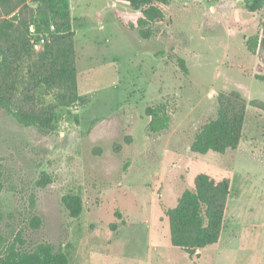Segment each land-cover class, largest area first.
<instances>
[{"label": "rangeland", "instance_id": "rangeland-1", "mask_svg": "<svg viewBox=\"0 0 264 264\" xmlns=\"http://www.w3.org/2000/svg\"><path fill=\"white\" fill-rule=\"evenodd\" d=\"M189 3L171 6L173 26L155 43L117 22L134 13L127 4L72 0L78 103L58 108L50 133L0 112V254L49 244L70 264H264V112L248 105L238 149L191 151L217 116L219 92L264 102V64L239 44L217 0ZM161 103L168 128L152 133L146 110ZM203 173L230 179L231 194L220 242L190 258L172 246L166 211ZM69 195L82 199L78 218L62 203Z\"/></svg>", "mask_w": 264, "mask_h": 264}, {"label": "trees", "instance_id": "trees-1", "mask_svg": "<svg viewBox=\"0 0 264 264\" xmlns=\"http://www.w3.org/2000/svg\"><path fill=\"white\" fill-rule=\"evenodd\" d=\"M127 4L132 15L116 14L117 22L128 30L137 31L140 38L152 39L157 25L166 22L164 8L172 0H110ZM251 13H264V0H243ZM75 17L71 0H0V112L12 116L24 127H34L44 133L55 130L58 108H72L79 99L76 59ZM259 34L246 40L247 50L264 64V14ZM47 38L44 47L35 52L30 29ZM185 75L187 62L169 54ZM259 70L262 67L259 65ZM262 78V77H260ZM52 97L55 103L48 102ZM217 116L196 134L191 145L194 154L209 152L225 154L238 149L245 124L248 105L264 112V102L248 100L238 91H221L217 97ZM168 105L149 107V130H167ZM130 143V140H127ZM120 148V145H118ZM42 184V183H41ZM3 180L0 173V192ZM231 194L228 178L216 180L199 174L194 187L179 198L175 207L166 211L172 246L183 250L190 258L220 242ZM62 203L72 218L83 210L80 196L69 195ZM39 225L40 219H33ZM112 231L116 225H111ZM0 264H70L69 255L41 244L25 250L13 243L0 254Z\"/></svg>", "mask_w": 264, "mask_h": 264}, {"label": "crops", "instance_id": "crops-1", "mask_svg": "<svg viewBox=\"0 0 264 264\" xmlns=\"http://www.w3.org/2000/svg\"><path fill=\"white\" fill-rule=\"evenodd\" d=\"M190 1L192 2L193 0H172L170 4L164 8L166 22L163 24L157 25L156 34L149 41L150 42L154 41L155 43L157 42L162 43L163 41L162 39L166 37V32H167L166 30L167 29L170 30L174 23L172 19V17L174 16V13H171L170 11L171 6L176 4L179 6L177 7V9L187 8L190 4L189 3ZM198 1H201V0H198ZM217 1L219 4V6H217V10L225 9L227 11L223 19L224 22L225 23L227 22L226 25L233 27V29L235 28L239 30V34H238L239 44L243 47L245 52H247L250 56L254 58L255 55L251 54L246 48V40L247 38L255 36L260 33L261 24L258 25L261 19L260 13L249 12L246 9L243 0H223L222 2H219V0ZM71 3H72V0H71ZM226 5H227V8H226ZM167 23H171V24L166 26ZM258 26L260 28L259 33H258ZM249 31H251V33H248ZM233 45H234V42L232 40L230 46L224 47V50H223L224 59H226L227 57H232L233 52H234Z\"/></svg>", "mask_w": 264, "mask_h": 264}, {"label": "built area", "instance_id": "built-area-1", "mask_svg": "<svg viewBox=\"0 0 264 264\" xmlns=\"http://www.w3.org/2000/svg\"><path fill=\"white\" fill-rule=\"evenodd\" d=\"M30 33L32 47L35 52H39L46 44L47 38L38 34L33 27L30 29Z\"/></svg>", "mask_w": 264, "mask_h": 264}]
</instances>
